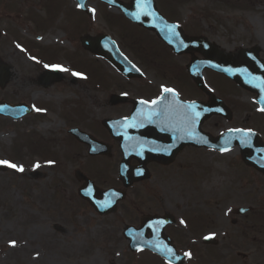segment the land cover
<instances>
[{
    "label": "rangeland",
    "instance_id": "374dc122",
    "mask_svg": "<svg viewBox=\"0 0 264 264\" xmlns=\"http://www.w3.org/2000/svg\"><path fill=\"white\" fill-rule=\"evenodd\" d=\"M55 1L56 10L52 0H0V62L9 73L0 88V101L33 108L22 120L0 117V160L24 167L18 172L5 166L6 171L0 172V264H165L150 252H131L122 230L126 225L137 228L143 217L166 214L175 223L165 233L180 253H191L184 264H264V175L245 166L237 148L220 153L186 147L168 166L149 163L148 179L133 183L110 214L98 215L79 198L77 189L82 183L75 178L76 169L100 189L121 188L117 176L121 153L101 121L126 116L130 107L127 102L111 105L110 96L124 92L130 98H149L166 81L154 68L139 65L129 48L134 34L126 31L139 32L109 18L118 13L89 0L87 9L95 11L79 19L70 0ZM155 2L185 34L204 37L233 57L241 49L256 47L264 59V0ZM70 14L84 23V35H111L122 52L142 68L144 77L139 84L151 92L145 95L138 90L140 86H129L109 64L82 49L78 37L73 41L71 22L66 18ZM39 24L42 28H37ZM65 30L67 34L62 35ZM147 44L149 60L165 65L162 60L167 55L161 47ZM188 61L189 56L182 55L169 57L165 63L181 67ZM45 64L69 71H60L59 82L44 85ZM203 77L231 110L232 118L227 122L212 117L202 130L217 135L226 129H251L264 141V113L255 95L209 70ZM71 128L109 145V155L89 157L87 147L68 133ZM32 142H43L44 148L33 149ZM37 163L39 168L34 167ZM135 164L132 160L131 165ZM238 208L250 211L240 215L235 213ZM186 216L201 217L207 228L194 235L187 233L181 224ZM211 234L216 246L204 245L202 238Z\"/></svg>",
    "mask_w": 264,
    "mask_h": 264
},
{
    "label": "water",
    "instance_id": "95a60500",
    "mask_svg": "<svg viewBox=\"0 0 264 264\" xmlns=\"http://www.w3.org/2000/svg\"><path fill=\"white\" fill-rule=\"evenodd\" d=\"M80 1L83 3L86 0ZM102 1L109 3L113 7H118L127 18L137 25L154 31L175 53L179 54L193 49L201 53L204 56V60L192 62L188 66V71L199 88H203L201 71L203 68L208 67L225 74L243 88L256 92L258 95L256 101L261 108L264 107V99H262L264 98V86L260 84L261 81H264V63L258 60L255 51H253V54H247V52L243 51L241 54L243 64H238L237 61H233L213 49L205 39L184 37L178 26L169 24L162 18L153 0H148L147 4H143V0H131L128 5L120 4L116 0ZM138 5L143 6L138 7ZM137 14H139V19L136 18ZM168 26H175L174 32L169 31ZM82 44L87 50L105 58L127 78L141 75L120 54L115 43L108 36L86 37L82 40ZM7 75V67L0 65V85L7 79ZM47 75L46 82L59 79V74L56 72H48ZM119 100H121L120 97H113V101ZM162 100L159 99L156 105L141 104L142 108L133 111L128 119H105L103 121V125L111 136L119 141L123 154V159L119 165V177L124 188L129 187L132 182L148 177L145 169L147 163L156 161L164 165L170 164L177 152L186 145L204 146L220 151H228L237 145L243 162L264 174V143L260 141L254 132V135L247 138V143L242 144V139L246 138L244 132L228 130L217 138H213L200 130V125L203 121L212 115H219L227 120L231 119V112L220 100L211 96L207 104L199 102L181 103L178 104L180 111L178 108L175 111H165ZM189 105H194L195 107L189 108ZM29 112L30 109L24 105L3 106L0 104V114L14 118L22 117ZM149 113H153L150 118ZM195 113H199V116H194ZM185 114L192 115L195 122L187 123ZM133 124L135 126H129ZM155 131L159 132V135L154 136L153 133ZM70 133L77 140L89 146L90 155H105L109 153V147L98 143L78 129H72ZM133 158L138 162L135 167L129 166V162ZM137 173L140 174L138 175ZM75 175L78 180L84 182L83 186L78 189V194L87 200L99 214L113 212L116 209L117 202L125 196L124 191L121 190L109 189L102 191L96 188L80 171H76ZM105 204L109 206L101 207ZM237 212L244 213L245 210L241 209ZM172 222L173 219L169 216L163 218L150 217L141 220L139 229L126 227L123 234L129 240V249L132 251L149 249L172 264H181L184 257L176 253L171 241L163 233L165 225ZM147 232L150 233V238H146ZM167 248H171L175 256L170 255L166 250Z\"/></svg>",
    "mask_w": 264,
    "mask_h": 264
},
{
    "label": "flooded vegetation",
    "instance_id": "af4514ba",
    "mask_svg": "<svg viewBox=\"0 0 264 264\" xmlns=\"http://www.w3.org/2000/svg\"><path fill=\"white\" fill-rule=\"evenodd\" d=\"M52 3H54L55 10H56V7H57L56 1L52 0ZM70 6H71V9L75 13H77V15H79V17H80L79 19H81V17L86 15V11L84 9L78 7V4L74 0L70 1ZM66 18H68V20H70V22H71L72 32H70V38H72V40L75 41L74 40L75 37H78V40L80 41V39L82 37H84V33L81 30V27L84 23H82L78 19H74L71 14L68 15ZM40 25H42V24H40ZM40 25H38L37 28H42V27H39ZM62 32H63L62 35L67 34V30L62 31ZM56 41H58V40H56ZM136 59H137L139 64H142V66L145 67V65L143 63H141V60L139 58H136ZM145 69H147V68H145ZM179 69L181 70V67H179ZM161 78L166 81L165 86H169V87L173 88L178 93V95L180 97L183 96V92H184V99L189 100V101L197 99L198 90L190 78L186 79L187 81L184 85L178 79L176 81H174L175 80L174 77H172L170 75L169 76L162 75ZM140 81H142V80L141 79H134V80H130L128 83H129V86H131V87L140 86L138 88V90L140 92H142V94H145L144 92L146 90V88H145L146 86L144 83L140 85L139 84ZM3 87H4V85L2 86V88ZM203 96L207 97L206 94H203ZM127 103L131 109L133 107V100L129 99ZM207 226H208V224H203V226H201V228L199 230H196V231H192L188 227L186 232L194 235V234L198 233V231H200L202 228H207Z\"/></svg>",
    "mask_w": 264,
    "mask_h": 264
},
{
    "label": "snow or ice",
    "instance_id": "6c2138e0",
    "mask_svg": "<svg viewBox=\"0 0 264 264\" xmlns=\"http://www.w3.org/2000/svg\"><path fill=\"white\" fill-rule=\"evenodd\" d=\"M147 3H148V0H143V4H147ZM142 6L143 5H138V7H142ZM78 7H83V4L78 5ZM91 11L94 12L95 10L94 9H91ZM136 18L139 19V14H137ZM174 29H175V26H168V30L169 31L174 32ZM17 47L20 48L21 46L18 44ZM21 50L23 51L24 49L21 48ZM31 59L36 60V57H31ZM37 62H39V61H37ZM44 67L45 68H51L53 70H59V71H69V69L64 68L61 65H48V64H45ZM136 70L139 71V69H136ZM72 75L73 76H80V77L84 78L82 73L72 72ZM260 84H261V86H264V81H261ZM162 92L163 93H174V90L173 89H170V88H163L162 89ZM161 99H163V97H161ZM262 99H264V98H262ZM158 102H159L158 100L151 101V103L153 105L158 104ZM140 103L141 104H148L149 102L142 100V101H140ZM188 107L189 108H194L195 106L194 105H189ZM35 110L36 111H42L41 109H35ZM259 110L262 111V112H264V107L260 108ZM151 115H153V113H149V118L151 117ZM194 116L198 117L199 116V113H195ZM185 121L187 123H194L195 122L193 116L192 115H189V114H185ZM129 126H135V125L133 124V125H129ZM234 131L244 132L245 133L246 138L245 139H242V141H241L242 144L247 143V138H250L252 135H254V133L252 132L251 129H247V130L236 129ZM48 163L51 164V163H54V162L53 161H49ZM0 165L7 166L8 168L14 169V170H16L18 172H23L24 171L23 165H17V164L12 163V162H10L8 160H0ZM34 167L35 168H39L40 167V164L37 163L36 165H34ZM137 174L139 175L140 173H137ZM108 206L109 205L105 204V205H102L101 207H108ZM229 211H231V210L229 209ZM184 223L185 222L183 220H181V224H184ZM150 227H151V225H150ZM213 237H214V234H211L210 236H206L204 238L205 239H210V238H213ZM15 243H16L15 241H11L10 242V245L11 246H15ZM138 250H141V249H138ZM166 250H167V252L170 255L175 256V253L173 252V250L171 248H167ZM184 256L187 257V258H191V253L190 252H185L184 253Z\"/></svg>",
    "mask_w": 264,
    "mask_h": 264
},
{
    "label": "bare ground",
    "instance_id": "6f19581e",
    "mask_svg": "<svg viewBox=\"0 0 264 264\" xmlns=\"http://www.w3.org/2000/svg\"><path fill=\"white\" fill-rule=\"evenodd\" d=\"M254 22V21H253Z\"/></svg>",
    "mask_w": 264,
    "mask_h": 264
}]
</instances>
